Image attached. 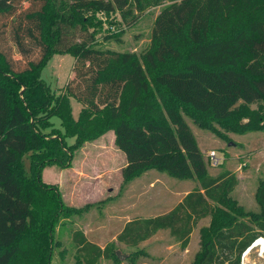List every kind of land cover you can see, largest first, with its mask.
Listing matches in <instances>:
<instances>
[{"label": "trees", "instance_id": "16d2710c", "mask_svg": "<svg viewBox=\"0 0 264 264\" xmlns=\"http://www.w3.org/2000/svg\"><path fill=\"white\" fill-rule=\"evenodd\" d=\"M158 5L140 56L98 45L103 29L107 38L122 34L116 12L131 25ZM54 53L76 59L59 93L41 77ZM156 94L167 117L153 112ZM71 98L82 104L78 118ZM188 115L203 127L264 130V0H0V264H50V231L73 209L42 172L70 166L75 149L110 130L126 154L123 181L150 168L200 179L170 211L129 220L117 239L136 247L168 229L186 248L198 222L212 216L195 264H240L264 237V181L260 210L243 211L229 196L236 175H209ZM74 242L85 264L118 257L82 231Z\"/></svg>", "mask_w": 264, "mask_h": 264}, {"label": "rangeland", "instance_id": "374dc122", "mask_svg": "<svg viewBox=\"0 0 264 264\" xmlns=\"http://www.w3.org/2000/svg\"><path fill=\"white\" fill-rule=\"evenodd\" d=\"M162 6L148 7L131 25L123 22L120 12H116L113 19L121 21L116 25L123 29L122 34L107 38L103 29L98 34V45L140 56L150 45L151 30ZM75 60L70 53H54L44 65L41 77L59 93L73 75ZM179 65L180 62L174 66ZM151 73L152 70L150 76ZM157 100L153 112L167 117L158 95ZM71 105L74 117L78 118L81 102L71 98ZM186 119L208 162L209 175L216 176L225 170L234 173L237 183L229 196L243 211H259L257 191L264 181V130L246 131L242 128L233 131L220 123H213L209 128L201 126L192 116L188 115ZM53 120L55 126L61 125L59 117H53ZM241 120L245 122L247 119L243 117ZM115 138L114 131L110 130L75 149L70 166L55 164L44 168L43 181L55 187L64 204L73 209L58 214L50 231V264H85L78 256L74 242L76 231H82L101 247L110 244L113 250L127 255L124 259L101 258L98 264H195L202 249L201 230L210 224L212 216L198 222L186 248L168 229L159 230L136 247L117 239L129 220L170 211L190 191L200 187V179L195 176L177 178L157 168H150L125 182L121 165L126 154L117 148ZM74 142V137L68 138V143ZM213 150L220 160L218 165H213L210 160L209 153ZM24 163L29 171L30 155L24 157ZM223 208L227 209L226 206ZM249 264H264V256L260 255L257 247L250 252Z\"/></svg>", "mask_w": 264, "mask_h": 264}, {"label": "built area", "instance_id": "2783aa9c", "mask_svg": "<svg viewBox=\"0 0 264 264\" xmlns=\"http://www.w3.org/2000/svg\"><path fill=\"white\" fill-rule=\"evenodd\" d=\"M209 157H210V160L212 161L213 165H218L219 164L220 160H219V158H217V153H216L215 150L210 151ZM262 238H264V237H259L250 247H248L242 253L241 259H240V264H249L250 252L256 247L259 249L260 255L264 256V251L261 249V246H258V245L254 246V244H256V242L259 239H262Z\"/></svg>", "mask_w": 264, "mask_h": 264}, {"label": "bare ground", "instance_id": "6f19581e", "mask_svg": "<svg viewBox=\"0 0 264 264\" xmlns=\"http://www.w3.org/2000/svg\"><path fill=\"white\" fill-rule=\"evenodd\" d=\"M256 245L261 246V249L264 251V238L259 239L256 244H254V246Z\"/></svg>", "mask_w": 264, "mask_h": 264}, {"label": "water", "instance_id": "95a60500", "mask_svg": "<svg viewBox=\"0 0 264 264\" xmlns=\"http://www.w3.org/2000/svg\"><path fill=\"white\" fill-rule=\"evenodd\" d=\"M117 255H118V257L120 258V259H124V258H126L127 257V255L126 254H123L121 251H117Z\"/></svg>", "mask_w": 264, "mask_h": 264}, {"label": "crops", "instance_id": "0c3cea01", "mask_svg": "<svg viewBox=\"0 0 264 264\" xmlns=\"http://www.w3.org/2000/svg\"><path fill=\"white\" fill-rule=\"evenodd\" d=\"M121 152V151H120ZM121 156V155H120ZM122 156H124V155H122ZM125 164H126V158L124 157V161H123V164L121 165V169L125 166Z\"/></svg>", "mask_w": 264, "mask_h": 264}]
</instances>
